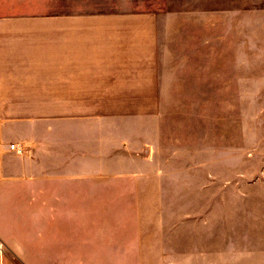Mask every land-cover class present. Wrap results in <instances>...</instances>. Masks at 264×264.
<instances>
[{
    "label": "rangeland",
    "instance_id": "1",
    "mask_svg": "<svg viewBox=\"0 0 264 264\" xmlns=\"http://www.w3.org/2000/svg\"><path fill=\"white\" fill-rule=\"evenodd\" d=\"M86 10L160 15V64L177 92L65 110L37 129L54 177L79 176L71 203L0 226L3 261L168 264L186 257L161 250L208 246L224 260V238L264 236V0H0V16Z\"/></svg>",
    "mask_w": 264,
    "mask_h": 264
},
{
    "label": "crops",
    "instance_id": "2",
    "mask_svg": "<svg viewBox=\"0 0 264 264\" xmlns=\"http://www.w3.org/2000/svg\"><path fill=\"white\" fill-rule=\"evenodd\" d=\"M173 17L165 18L167 31ZM160 21L155 12L106 10L0 16V226L30 214L39 221L40 208L50 213L56 204L71 203L67 193L75 180L70 178L79 175L54 177L46 153L35 148L41 141L36 130L48 127L51 117H64L65 110L156 104L177 92H169L164 81L168 68L160 64ZM12 142L33 147L20 154L10 149ZM224 239V260L208 258L221 250L212 246L160 253L186 257L168 264H264V236ZM213 243L218 242L184 245ZM1 252L0 264H8Z\"/></svg>",
    "mask_w": 264,
    "mask_h": 264
},
{
    "label": "built area",
    "instance_id": "3",
    "mask_svg": "<svg viewBox=\"0 0 264 264\" xmlns=\"http://www.w3.org/2000/svg\"><path fill=\"white\" fill-rule=\"evenodd\" d=\"M10 149L16 150L20 154H23L24 152H26V149H24L23 147H19L16 144H12V146H10Z\"/></svg>",
    "mask_w": 264,
    "mask_h": 264
}]
</instances>
